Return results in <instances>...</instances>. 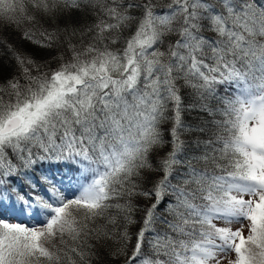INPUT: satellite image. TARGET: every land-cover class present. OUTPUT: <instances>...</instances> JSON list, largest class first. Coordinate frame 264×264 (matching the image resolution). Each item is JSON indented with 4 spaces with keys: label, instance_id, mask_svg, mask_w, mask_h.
Returning a JSON list of instances; mask_svg holds the SVG:
<instances>
[{
    "label": "snow or ice",
    "instance_id": "6c2138e0",
    "mask_svg": "<svg viewBox=\"0 0 264 264\" xmlns=\"http://www.w3.org/2000/svg\"><path fill=\"white\" fill-rule=\"evenodd\" d=\"M225 262L264 264V0H0V264Z\"/></svg>",
    "mask_w": 264,
    "mask_h": 264
},
{
    "label": "trees",
    "instance_id": "16d2710c",
    "mask_svg": "<svg viewBox=\"0 0 264 264\" xmlns=\"http://www.w3.org/2000/svg\"><path fill=\"white\" fill-rule=\"evenodd\" d=\"M29 51H31V49H29ZM39 58V57H37ZM185 102L188 103V102H191V97H189L187 95V90H185ZM196 118V114L195 113H191V114H185V119H186V122H193ZM170 126V125H169ZM135 203L140 207V208H143L146 206V204L148 202L144 201L142 198H138ZM142 216V213L140 212H137L136 214V219L139 221L140 218ZM138 228H139V224L137 225H134L131 227L130 231L132 232L133 234V240H132V243L134 244L135 243V238H134V234L136 231H138Z\"/></svg>",
    "mask_w": 264,
    "mask_h": 264
},
{
    "label": "rangeland",
    "instance_id": "374dc122",
    "mask_svg": "<svg viewBox=\"0 0 264 264\" xmlns=\"http://www.w3.org/2000/svg\"><path fill=\"white\" fill-rule=\"evenodd\" d=\"M225 264H227V262H225Z\"/></svg>",
    "mask_w": 264,
    "mask_h": 264
}]
</instances>
